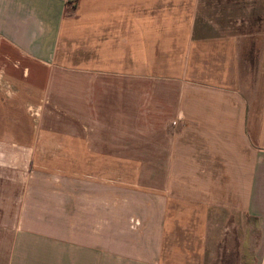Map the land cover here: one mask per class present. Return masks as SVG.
<instances>
[{"label":"crops","instance_id":"obj_1","mask_svg":"<svg viewBox=\"0 0 264 264\" xmlns=\"http://www.w3.org/2000/svg\"><path fill=\"white\" fill-rule=\"evenodd\" d=\"M202 1L0 0V264H203L218 211L264 264V30Z\"/></svg>","mask_w":264,"mask_h":264},{"label":"rangeland","instance_id":"obj_2","mask_svg":"<svg viewBox=\"0 0 264 264\" xmlns=\"http://www.w3.org/2000/svg\"><path fill=\"white\" fill-rule=\"evenodd\" d=\"M199 24L203 28L216 27L217 34H224L226 28L234 27L233 24H237L242 20L245 24L244 26L248 29L254 30H264V3L252 1V0H204L199 8ZM79 131V129H77ZM79 133L74 131V135ZM42 139L44 138L42 136ZM67 165L60 164H42L41 171H51L57 170L58 168L64 169ZM74 172L81 173L80 165L74 167ZM58 174V172H53ZM54 175V174H53ZM60 177H64L63 174ZM57 175L51 177V181L48 185L51 187L63 188L65 181L60 179ZM123 181L128 178L127 174H121ZM138 177V176H137ZM94 183L97 180H91ZM137 182L141 187L144 186V181L137 179ZM96 184H91L90 186H95ZM124 187V186H122ZM142 191V190H141ZM138 213V215H136ZM131 211L126 209L122 211L121 219H131L135 222L139 221L141 224V230H144L146 224L150 225L151 221L147 218L144 211ZM131 215V216H130ZM135 215V216H134ZM146 215V217H145ZM138 216V217H136ZM144 218V219H143ZM147 220V222L145 221ZM149 221V222H148ZM212 229L210 235H212V242L207 245L206 258L203 264H255L256 260L254 258L253 252H245L243 247V242L245 240V228L242 227L244 223V217L235 214H228L227 212H215L211 217ZM135 224V223H133ZM137 227V226H136ZM137 229V228H136ZM140 226L136 231H139ZM90 237L95 235V232L89 227Z\"/></svg>","mask_w":264,"mask_h":264}]
</instances>
